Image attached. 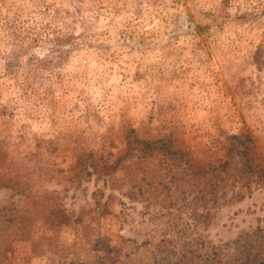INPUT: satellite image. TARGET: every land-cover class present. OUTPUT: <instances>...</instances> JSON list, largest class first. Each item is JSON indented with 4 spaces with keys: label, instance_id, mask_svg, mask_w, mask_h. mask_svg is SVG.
Instances as JSON below:
<instances>
[{
    "label": "clouds",
    "instance_id": "clouds-1",
    "mask_svg": "<svg viewBox=\"0 0 264 264\" xmlns=\"http://www.w3.org/2000/svg\"><path fill=\"white\" fill-rule=\"evenodd\" d=\"M260 248L264 0H0V264Z\"/></svg>",
    "mask_w": 264,
    "mask_h": 264
},
{
    "label": "trees",
    "instance_id": "trees-1",
    "mask_svg": "<svg viewBox=\"0 0 264 264\" xmlns=\"http://www.w3.org/2000/svg\"><path fill=\"white\" fill-rule=\"evenodd\" d=\"M244 264H264V248H260L254 254L245 255Z\"/></svg>",
    "mask_w": 264,
    "mask_h": 264
}]
</instances>
